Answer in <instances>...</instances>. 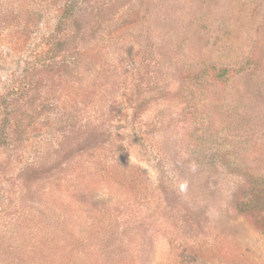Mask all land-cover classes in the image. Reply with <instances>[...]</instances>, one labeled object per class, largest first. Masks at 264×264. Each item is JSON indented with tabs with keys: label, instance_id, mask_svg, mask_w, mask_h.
Here are the masks:
<instances>
[{
	"label": "rangeland",
	"instance_id": "374dc122",
	"mask_svg": "<svg viewBox=\"0 0 264 264\" xmlns=\"http://www.w3.org/2000/svg\"><path fill=\"white\" fill-rule=\"evenodd\" d=\"M0 264H264V0H0Z\"/></svg>",
	"mask_w": 264,
	"mask_h": 264
},
{
	"label": "trees",
	"instance_id": "16d2710c",
	"mask_svg": "<svg viewBox=\"0 0 264 264\" xmlns=\"http://www.w3.org/2000/svg\"><path fill=\"white\" fill-rule=\"evenodd\" d=\"M253 62H255V61H253ZM257 63H258V62H257ZM229 73H230V71L224 69V70H222V73H220L219 77H220L221 79H223V78H225ZM246 192H247V191H246ZM248 194L251 195V197L254 198V197H257L258 194H262V191H261L260 189L255 190V189H251V188H249V189H248ZM246 208H247V210L250 209V207H246ZM257 212H258V210H257V211H254V209L251 208L250 211H249V214H250V215L253 214V216H254V213L256 214ZM253 216H251V217H253Z\"/></svg>",
	"mask_w": 264,
	"mask_h": 264
}]
</instances>
